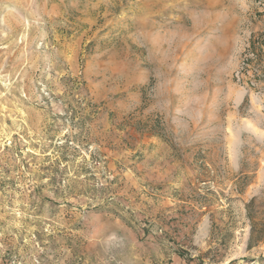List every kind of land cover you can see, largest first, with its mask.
I'll use <instances>...</instances> for the list:
<instances>
[{
    "label": "rangeland",
    "instance_id": "1",
    "mask_svg": "<svg viewBox=\"0 0 264 264\" xmlns=\"http://www.w3.org/2000/svg\"><path fill=\"white\" fill-rule=\"evenodd\" d=\"M0 264H264V0H0Z\"/></svg>",
    "mask_w": 264,
    "mask_h": 264
}]
</instances>
